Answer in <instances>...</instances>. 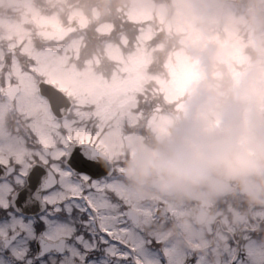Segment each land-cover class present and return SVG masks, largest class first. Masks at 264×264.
I'll use <instances>...</instances> for the list:
<instances>
[{"label":"rangeland","instance_id":"1","mask_svg":"<svg viewBox=\"0 0 264 264\" xmlns=\"http://www.w3.org/2000/svg\"><path fill=\"white\" fill-rule=\"evenodd\" d=\"M161 1L156 6L152 0H131L123 6L121 11L129 19L119 31L124 35L115 30L107 39H96V56L86 59L78 41L62 52L36 50L33 35L23 31L28 18L32 19L29 27L36 25V29L60 27L56 10L42 12L34 0H0V6L19 13L20 33L13 40L19 56L26 58L20 70L29 69L31 76L63 91L79 120L87 121L91 114L98 117L81 125L93 134L101 130L111 137V157L138 159L154 153L170 138L174 117L161 104L154 106L155 100L176 111L181 124L197 118L212 131L224 127L222 112L230 110L237 146L248 155L252 144L264 146V31H256L264 28L262 15L256 18L260 23L252 25L253 19L246 15L252 12L251 1ZM66 2L44 0L41 4L60 10ZM253 2L264 11V0ZM73 14L80 12L74 9L69 16ZM167 21L169 35L161 38L159 33ZM5 24L7 21L0 20V25ZM110 29L105 23L97 27L102 33ZM3 31L1 42L10 43L13 34ZM110 64L115 67L111 77L95 72L96 67L106 71ZM152 71L155 74L149 73ZM27 90L26 98L33 91L31 86ZM141 93L148 103L143 110L139 109ZM204 96L210 102L196 110Z\"/></svg>","mask_w":264,"mask_h":264},{"label":"snow or ice","instance_id":"2","mask_svg":"<svg viewBox=\"0 0 264 264\" xmlns=\"http://www.w3.org/2000/svg\"><path fill=\"white\" fill-rule=\"evenodd\" d=\"M111 145L75 122L0 136V264H189L143 230L139 205L105 166ZM243 240L230 264H257L264 246Z\"/></svg>","mask_w":264,"mask_h":264},{"label":"flooded vegetation","instance_id":"3","mask_svg":"<svg viewBox=\"0 0 264 264\" xmlns=\"http://www.w3.org/2000/svg\"><path fill=\"white\" fill-rule=\"evenodd\" d=\"M17 15L18 12L0 6V20L7 21V24L0 25V34L3 30L13 34L10 43L0 40V136L29 139L37 121L62 126L74 122V119L70 111L65 116H55L47 99L38 91L40 79L31 76L29 69L20 70L26 58L19 56L13 40L14 35L20 33ZM72 16L66 17L64 24ZM36 30L35 26L24 25L23 28L29 35L35 34ZM75 37L72 34L66 38L63 48L72 45ZM36 44V50L51 47L49 43ZM29 86L33 91L26 98ZM174 116L177 118L176 114ZM81 123L84 122H77ZM173 126L179 127L176 123ZM249 155L255 153L251 151ZM117 156L107 159L110 163L107 167L117 170L120 183L139 205L143 230L162 247L188 258L189 264L192 258L202 260L204 264H230L231 248L242 246L245 236L264 246V186L261 185L264 176L240 178L213 172L207 181L192 186L186 193L162 191L155 178L143 182L133 180L130 170L137 159ZM255 255L257 264H264V252L256 251Z\"/></svg>","mask_w":264,"mask_h":264},{"label":"clouds","instance_id":"4","mask_svg":"<svg viewBox=\"0 0 264 264\" xmlns=\"http://www.w3.org/2000/svg\"><path fill=\"white\" fill-rule=\"evenodd\" d=\"M209 102L210 98L204 96L195 109L200 110ZM222 118L224 127L217 131L208 129L197 118L177 127L154 153L134 161L130 170L133 180L155 178L162 191L186 193L192 186L207 181L213 172L240 178L264 176V146L252 144L250 150L255 155L246 154L236 144L232 112L225 109Z\"/></svg>","mask_w":264,"mask_h":264},{"label":"trees","instance_id":"5","mask_svg":"<svg viewBox=\"0 0 264 264\" xmlns=\"http://www.w3.org/2000/svg\"><path fill=\"white\" fill-rule=\"evenodd\" d=\"M129 0H70L75 5H79L82 8L83 13L88 16L91 20V25L94 22H99L102 20L109 19L110 15L113 13H120L124 3H128ZM156 4L159 0H153ZM124 9V8H123ZM94 34L88 33L86 35L85 46L83 47L84 58H91L94 50L96 49V43L93 41ZM115 67L109 65L107 67V72L104 73L105 76H109V73L113 71Z\"/></svg>","mask_w":264,"mask_h":264},{"label":"water","instance_id":"6","mask_svg":"<svg viewBox=\"0 0 264 264\" xmlns=\"http://www.w3.org/2000/svg\"><path fill=\"white\" fill-rule=\"evenodd\" d=\"M87 26V19L86 18H73L66 26H64L60 31H47L41 30L38 31L37 36L38 38L43 41H61L64 37H66L70 32L82 29ZM169 30L168 23L165 26L166 33ZM39 90L42 94H46L51 109L57 114L61 115L62 113H66L69 106L70 101L66 96L61 94L57 91L54 87L50 85H45L43 83H39ZM60 110H64L61 112Z\"/></svg>","mask_w":264,"mask_h":264}]
</instances>
